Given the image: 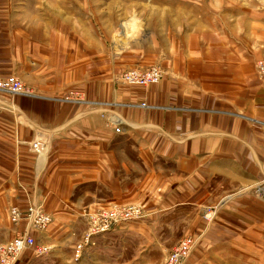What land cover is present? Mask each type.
<instances>
[{
    "label": "crops",
    "instance_id": "1",
    "mask_svg": "<svg viewBox=\"0 0 264 264\" xmlns=\"http://www.w3.org/2000/svg\"><path fill=\"white\" fill-rule=\"evenodd\" d=\"M17 28L0 24V76L19 77L36 96L0 95V171L19 200L55 217L37 233L52 254L82 241L87 223L78 210L143 202L162 208L158 225L187 208L188 232L218 238L221 264H264V10L219 41L190 40L159 58L116 51L96 33L35 37ZM155 64L161 82L121 84L124 71ZM76 89L89 103L56 99ZM143 100L148 108L123 105ZM114 114L122 132L108 123ZM36 141L46 146L40 156ZM204 207L215 212L212 224ZM212 255L205 248L206 260Z\"/></svg>",
    "mask_w": 264,
    "mask_h": 264
},
{
    "label": "rangeland",
    "instance_id": "2",
    "mask_svg": "<svg viewBox=\"0 0 264 264\" xmlns=\"http://www.w3.org/2000/svg\"><path fill=\"white\" fill-rule=\"evenodd\" d=\"M255 10H264V0H0V24L10 23L35 37L48 33L68 37L81 34L88 39L96 33L116 51L138 48L159 58L172 57L176 50L184 49L190 40L204 46L234 34L237 24H243L248 13ZM4 76L7 75L0 77ZM3 93L9 94L0 92V95ZM141 102L146 101L135 104ZM5 179L8 177L0 171V245L11 240L23 227V223H12L9 208L12 205L25 207L29 203L19 200L16 192L8 190L9 183ZM135 205L142 208L140 217L93 236L94 243H89L77 257L76 247L84 241L89 228L88 213ZM202 209L201 215L207 223L212 224L216 218L215 212L207 207ZM161 210L155 203L145 205L143 202H115L104 207L82 208L78 213L86 220L87 227L81 242L76 244L77 241L73 239L72 245H64L58 254H52L53 247L49 254L42 256L27 249L14 264H162L169 252L186 236L193 237L195 245L183 264H221L220 240L213 238L215 241L205 242L204 237L200 240L197 235L188 232L192 214L189 215L187 208L169 224L158 225L157 214ZM56 222L53 216L47 229H33V235L39 240L37 233L47 232ZM206 222H203L204 226ZM57 235L54 232V236ZM177 235H180V240L176 239ZM208 243L213 244L206 246ZM205 248L213 252L212 261L206 260ZM196 250V258L190 259Z\"/></svg>",
    "mask_w": 264,
    "mask_h": 264
},
{
    "label": "built area",
    "instance_id": "3",
    "mask_svg": "<svg viewBox=\"0 0 264 264\" xmlns=\"http://www.w3.org/2000/svg\"><path fill=\"white\" fill-rule=\"evenodd\" d=\"M258 72L264 82V59L258 62ZM162 78L163 71L159 66H152L148 69H128L120 76L122 83L143 88L159 83ZM0 92L12 95L36 96L33 88L15 75L0 77ZM56 99L63 102L89 103L85 98L84 91L79 89L71 90L66 95ZM123 105L127 107H149L146 102H141L140 104L128 102ZM108 123L114 125L116 132L123 131L124 120L120 115L114 114L108 118ZM32 148L41 155L45 151L46 146L42 142L36 141L32 143ZM257 192L264 196V182L258 186ZM141 215L142 208L136 205L128 208L115 207L101 213H88L89 228L86 231L84 241L76 247L77 257L92 242L93 236L108 232L121 223ZM9 218L14 224L23 223V227L16 232V235L11 240L0 245V264H14L19 255L27 249L32 250L38 256L50 253L52 246L38 240L32 233L33 229H47L53 221V216L46 212L42 205L35 202H29L25 207L12 205L9 208ZM194 245V238L186 236L175 249L169 252L162 264H183Z\"/></svg>",
    "mask_w": 264,
    "mask_h": 264
}]
</instances>
